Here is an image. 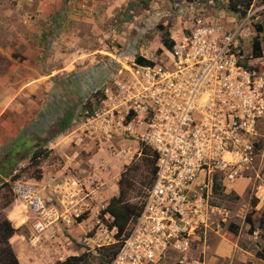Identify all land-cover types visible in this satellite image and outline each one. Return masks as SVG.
I'll return each mask as SVG.
<instances>
[{
  "label": "built area",
  "instance_id": "1",
  "mask_svg": "<svg viewBox=\"0 0 264 264\" xmlns=\"http://www.w3.org/2000/svg\"><path fill=\"white\" fill-rule=\"evenodd\" d=\"M202 11L167 51L169 61L132 63L129 73L104 80L97 107L82 121L154 154L156 172L138 215L119 234L101 213L106 204L89 208L77 180L15 179L11 190L31 214V252L64 260L69 229L85 222L83 243L118 245L106 264H204L194 250L228 218L218 193L264 163V70L246 68L238 48L246 18L225 29Z\"/></svg>",
  "mask_w": 264,
  "mask_h": 264
},
{
  "label": "rangeland",
  "instance_id": "2",
  "mask_svg": "<svg viewBox=\"0 0 264 264\" xmlns=\"http://www.w3.org/2000/svg\"><path fill=\"white\" fill-rule=\"evenodd\" d=\"M226 3L227 0H0V98L10 99L9 105L0 106V149L11 139L5 136L8 131L18 129L24 122L27 126L37 122L48 107L56 108L66 99L88 95L96 90L93 84L97 82L101 87L104 80L110 81L122 71L129 73L125 70L132 63L138 64L137 56L153 63L169 61L168 49L160 41L164 28L169 30L170 38L176 44L186 35L190 19L200 9L208 19L222 24L225 29L233 28L245 19L228 11ZM64 8V13L59 14ZM246 16V25L241 30L246 68L262 71L264 31L258 32L255 26L260 24L264 28V3L251 0ZM46 34L48 38H44ZM255 35L262 39V53L260 57L252 58L251 43ZM83 119L76 127L47 143L45 153L48 155L39 163L41 178L53 175L58 181H64L65 175H71L73 179L70 180L80 182L81 189L89 194V208H97L118 194L120 173L131 164L135 168L131 176L136 190L131 192L130 200H140L135 191L140 189L145 193L148 174L136 143L120 139L116 132L99 133V126L85 129ZM262 129L264 134V127ZM23 141L29 143L23 135L16 144L20 146ZM26 149L25 145L19 148L8 145L4 156L9 159L3 161L0 169L13 165L18 157L14 155H21ZM27 164L24 160L18 168H25ZM32 169L20 171V178L27 179ZM95 172L97 177L93 175ZM247 175L246 180L232 186L233 190L228 188L226 193H218L220 204L228 211L221 231L223 238L228 239L226 230L230 223L238 224L239 230L246 227L239 247L246 253L252 252L257 264H261L262 260L255 253L264 242L255 220L264 211V204L258 199L263 194L264 163H259ZM97 178L104 182L103 185ZM9 197L13 198L9 187L0 189V217L6 215L8 208H3V203ZM12 203L16 209H22L18 200ZM88 214L86 212L85 216ZM247 215L254 222L251 233L245 222ZM84 223L72 227L74 234H78L75 239L70 237L71 244H66L69 256L99 249L94 243L90 242V247L83 243L87 226ZM212 235L205 242L203 261ZM13 242L21 264H56L55 256L48 251H39L35 256L27 246L19 251V238ZM246 264H252V261Z\"/></svg>",
  "mask_w": 264,
  "mask_h": 264
},
{
  "label": "trees",
  "instance_id": "3",
  "mask_svg": "<svg viewBox=\"0 0 264 264\" xmlns=\"http://www.w3.org/2000/svg\"><path fill=\"white\" fill-rule=\"evenodd\" d=\"M264 3V0H261ZM251 4V0H227L225 8L232 12L238 17L245 18L248 10V6ZM65 8L59 12V14L64 13ZM241 18V19H242ZM246 25V22H245ZM160 27V26H159ZM258 32L264 31V28L260 24L255 26ZM43 35V34H42ZM44 38H48L47 34L44 35ZM244 38L240 37L238 41V48L241 54L244 53L243 40ZM264 39V38H263ZM160 41L162 45L168 49L172 50L174 46V40L170 38L169 30L164 28L161 31ZM262 39L260 36L255 35L252 38V50L251 57H260L262 53L261 46ZM136 63L138 64H152L153 62L146 60L140 56L135 58ZM101 82V81H100ZM100 83H95L93 86L96 90L89 93L88 95H82V98L79 99H66L61 104V106L53 108L48 107L44 111L43 115L37 122H31L26 128L25 132H21L16 138L10 140L3 148L0 149V165L6 162L8 158L4 155V150L8 145H11V148H19L21 145H25L27 148L24 153L21 155L15 154L14 157L18 156L16 162L13 165L1 167L0 169V189L8 188L10 189V195L14 197V194L11 192V182L12 180L20 177L19 172H24L25 168H34L30 170L27 179H40L42 176V169L39 167L40 161L47 157L48 153H45V147L48 142H52L56 137H58L63 132L69 130L72 127H76L78 122L82 120L86 113L92 112L98 105L101 94L102 86ZM90 88V87H89ZM26 138L27 144H24V141L19 145L16 144V141L19 138ZM19 151V149H17ZM16 150V151H17ZM141 156L144 161V168L148 174L147 181L145 182V189L152 183L155 172H156V158L154 154L148 148L141 149ZM27 160V166L25 168H18L19 164ZM133 166H125V170L120 173L119 180L117 182L119 191L116 196L111 197L106 203L105 207L102 209L101 213H108L112 217V222L109 224V227H117L118 233L121 234L125 231L129 222L138 215L141 206L142 199L144 196V191L138 189L135 191V196L139 197L135 202L130 200L131 192L136 190L133 177L131 176L133 172ZM135 188V189H133ZM217 190V189H215ZM3 197V195H2ZM13 201V198L9 197L3 203V208L8 207ZM255 204V201L252 202ZM257 223V229L261 231L260 237L264 242V211L261 213L260 218L255 220ZM245 222L249 225L248 233L254 231V222L251 219L250 215L245 217ZM16 228L13 226L11 221L5 217H0V264H21L17 255L11 245L9 244V238L16 232ZM228 239L234 241L239 232V226L236 223H230L227 227ZM117 246H109L99 248L96 251H85L78 255L69 256L62 262H57L56 264H106L117 251ZM256 257L264 261V245L263 247L255 253Z\"/></svg>",
  "mask_w": 264,
  "mask_h": 264
},
{
  "label": "crops",
  "instance_id": "4",
  "mask_svg": "<svg viewBox=\"0 0 264 264\" xmlns=\"http://www.w3.org/2000/svg\"><path fill=\"white\" fill-rule=\"evenodd\" d=\"M8 100L10 99L7 98L6 100V99L0 98V106L5 107L9 105L10 101L8 102ZM26 128H27V125L24 122L22 125L18 127V129L8 131L5 136L8 137L9 139L11 138L10 140H12L16 138L21 132H25ZM0 134H2L1 128H0ZM65 176L69 179H73L71 175H65ZM13 198H14L13 200H16L15 197ZM12 202L10 203L8 207H5V208H8L6 209L5 218L9 219L13 223V226L17 229L16 232L9 238V244L15 251L17 258L20 259L19 254H17V250L14 246L13 240L16 238L17 239L19 238V240L21 241V246H20L19 251L22 250L21 248L23 246H27V249H28L27 238H28L29 232L27 229V225H29V219L31 218V214L23 210L22 204L20 201H19L20 202L19 206H21L22 209H16L15 203H12ZM23 213L25 217H23ZM73 230L74 228L70 229V237L75 239L78 232L74 234ZM244 230H246V227H244V229L240 228L238 235L234 239V241H231L230 239H226V238L224 239L223 232H221L220 234L213 233L212 238L209 239V241L210 240L211 241H210V244H208V252L206 253L205 258H204V264H220V262H222V264L226 262H229V264H246V262L248 261H252V264H257L258 260L255 258L252 252L247 251L246 253V250H242L239 247V244L243 240V237L245 235ZM26 233H27V236H26ZM206 240L202 242L196 250V253L198 255H201L202 258H203V253L205 249L204 245L206 244L205 243ZM24 255H25V252H24ZM254 259L256 261H254ZM261 264H264L263 260L261 261Z\"/></svg>",
  "mask_w": 264,
  "mask_h": 264
},
{
  "label": "clouds",
  "instance_id": "5",
  "mask_svg": "<svg viewBox=\"0 0 264 264\" xmlns=\"http://www.w3.org/2000/svg\"><path fill=\"white\" fill-rule=\"evenodd\" d=\"M246 17H247V16H246ZM246 17H245V18H246ZM141 149H142V148H141ZM18 178L21 179L20 177H18ZM18 178H16V179H18ZM22 179H23V178H22ZM31 179H32V178H31ZM31 179H28V180H31ZM40 179H41V178H40ZM14 180H15V179H14ZM23 180H25V179H23ZM35 180H37V179H35ZM12 181H13V180H12ZM238 182H239V181H238ZM11 183H12V182H11ZM236 183H237V182H236ZM10 188H11V187H10ZM229 189H232V190H233L232 187H230ZM11 192H12V190H11ZM12 193H13V192H12ZM14 197H15V195H14ZM15 199L18 200L16 197H15ZM21 204H22V203H21ZM22 208H23V205H22ZM23 210H24V208H23ZM24 211H26V210H24ZM26 212L29 213L28 211H26ZM29 214H30V213H29ZM222 224H223V223H222ZM222 224H221V225H222ZM78 225H79V224H78ZM27 226H28V232H29V225H27ZM73 227H74V226H73ZM71 228H72V227H71ZM71 228H70V229H71ZM70 229H69V232H68V238H69V241L71 240V238H70ZM221 230H222V228H221ZM221 230L218 232V234H220V232H222ZM213 233H215V232H209V233L206 235V237L204 238V240H202V242H204V241L208 238V236H209L210 234H213ZM254 234H255V232H254ZM28 236H29V235H28ZM202 242H200L199 245H200ZM27 244H28V238H27ZM69 244H71V241H70V243H68V245H69ZM199 245H198V246H199ZM198 246H197L196 249L194 250V252H193V256H194V257H199L200 259H202V256H201V255H198V254L196 253V250H197ZM28 249H29V251L31 252V250H30V248H29V244H28ZM31 253H32L33 255H35V256L37 255V253H33V252H31ZM195 253H196V255H195ZM77 255H78V254H77ZM71 256H74V255H71ZM68 257H69V254H68V256H67L66 258H68ZM66 258H65V259H66ZM65 259H64V260H65ZM64 260H59V261L57 260L56 263H57V262H62V261H64Z\"/></svg>",
  "mask_w": 264,
  "mask_h": 264
}]
</instances>
